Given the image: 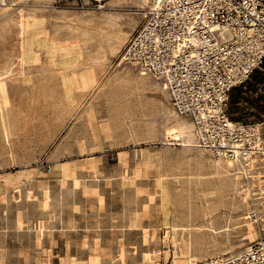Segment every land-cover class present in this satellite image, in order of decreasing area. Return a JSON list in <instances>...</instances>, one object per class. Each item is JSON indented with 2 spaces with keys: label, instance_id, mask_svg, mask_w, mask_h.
<instances>
[{
  "label": "rangeland",
  "instance_id": "374dc122",
  "mask_svg": "<svg viewBox=\"0 0 264 264\" xmlns=\"http://www.w3.org/2000/svg\"><path fill=\"white\" fill-rule=\"evenodd\" d=\"M13 10L32 14L40 25L13 35L6 47L11 58L2 78L6 117L0 112L1 264H171L172 240L179 244L190 236L238 243L240 209L230 211L216 195L204 194L217 180L212 168L198 164L205 155L166 138L161 120L143 115L124 83L103 88V93L121 91L110 100H92L93 90L64 114L57 111L47 85L49 75L58 77L54 59L41 46L29 59L22 58V42L29 36L42 43L45 35L57 32L60 42H69L93 19L127 28L147 11L134 0H25ZM123 68L128 67L119 64V56L109 58L99 83ZM252 76L241 91L237 87L229 94L228 114L235 122H264V86L257 85L264 76ZM140 95L146 102L158 98L150 90ZM145 153L158 162L133 176ZM61 167L69 176H61ZM158 177L167 194L166 218ZM43 199L45 209L39 207ZM136 213L140 223L132 227Z\"/></svg>",
  "mask_w": 264,
  "mask_h": 264
},
{
  "label": "bare ground",
  "instance_id": "6f19581e",
  "mask_svg": "<svg viewBox=\"0 0 264 264\" xmlns=\"http://www.w3.org/2000/svg\"><path fill=\"white\" fill-rule=\"evenodd\" d=\"M23 1L25 0H0V112L2 111L3 118L6 117L3 110L6 104L7 88L2 78L8 74L7 67L11 58V51L6 48L7 44L13 35L28 34L31 28L38 29L40 25L32 14L14 12L13 6ZM134 1L147 12L141 14L140 18L129 21L127 28H122V25H117L112 21L93 19L91 22L88 21L90 28L74 36L69 42H60L56 36L57 32L52 36L45 35L42 43H39L35 36H29L22 42V58L29 59L34 54V48L41 46L45 48L46 55L54 59L58 77L49 75L47 85L50 84V96L55 100L58 112L72 113L78 107L77 98H82L93 90L95 93L92 100L95 101L100 97L106 100L117 96L121 91L103 93L102 90L105 87L112 89L119 83H124L135 94L136 107L143 112V115L161 120L166 138L197 148L200 154L205 155L198 161V164L206 163L212 168L211 173L217 176V180L215 183L210 182L209 188H207V183L204 185L199 183V185L207 188L204 194L216 195L219 201L230 207V211L240 209L241 219L237 226L242 237L236 244L227 241L211 243L190 236L180 240L179 244L172 240L174 257L171 264H226L247 253L253 244L264 242V122H255L245 127L233 122L230 124L231 130L245 132L246 135H242L244 138L242 139L246 142L250 141L249 151H241L239 147L243 145L238 142L228 151L218 153L205 148L198 137V131L192 119L186 115H179L175 110L165 77L154 76L148 67L137 61L138 58L127 57L128 45L136 29L139 26L141 28V20L146 17V21L148 14L160 9L165 0ZM213 28L218 30V27ZM220 35L225 37L226 32L222 30ZM190 39L193 45L192 50L198 49L201 45L200 39L198 37ZM86 43L92 44L86 52H79ZM175 51H179V48L176 47ZM117 56H119V64H126L128 68H123L124 71L121 70L122 72H117L111 78L99 83L106 61ZM47 70V67L43 68V71ZM143 90L154 91L158 98L153 102H146L140 95ZM88 119H92L91 122L94 123L92 114H89ZM7 134L5 131V135ZM140 156L143 160L142 165L136 164L133 176H139L143 170L146 173L149 172L152 165L158 162L150 153L140 154ZM69 173L68 169L60 168L62 177L69 176ZM122 183V185L127 184L124 181ZM156 187L161 194V213L166 218L168 216L167 194L160 177L156 180ZM39 207L45 209L47 200L43 199L39 202ZM142 210L145 213L147 207L144 206ZM139 223L136 213L130 226L138 227ZM2 257L0 251V264L3 261ZM143 262H147V257Z\"/></svg>",
  "mask_w": 264,
  "mask_h": 264
},
{
  "label": "built area",
  "instance_id": "2783aa9c",
  "mask_svg": "<svg viewBox=\"0 0 264 264\" xmlns=\"http://www.w3.org/2000/svg\"><path fill=\"white\" fill-rule=\"evenodd\" d=\"M192 37L200 39L198 49L192 50ZM126 54L165 77L175 110L192 119L205 148L218 153L238 142L249 151L245 132L230 124L261 121H233L227 102L231 90L264 66V0H165L148 14ZM241 256L226 264H264V242Z\"/></svg>",
  "mask_w": 264,
  "mask_h": 264
},
{
  "label": "crops",
  "instance_id": "0c3cea01",
  "mask_svg": "<svg viewBox=\"0 0 264 264\" xmlns=\"http://www.w3.org/2000/svg\"><path fill=\"white\" fill-rule=\"evenodd\" d=\"M257 73H260V75H262V77L264 76V66H263V68H262V70H261V72L260 71H256ZM256 75V74H255ZM258 76V75H257ZM254 76H252V78H253ZM257 80H260V79H258L257 77H256V81ZM264 77H263V79L261 80V82L259 83V84H257L258 85V87H263L264 86ZM246 85H248V83L246 84ZM242 87H244V86H242ZM246 87V86H245ZM242 90V88L241 87H239L238 89H237V91H241ZM241 95L243 96V93H241ZM263 97V96H262ZM241 100V99H240Z\"/></svg>",
  "mask_w": 264,
  "mask_h": 264
}]
</instances>
